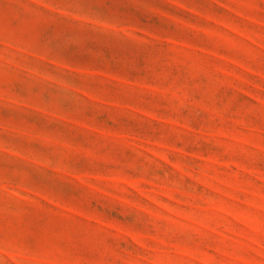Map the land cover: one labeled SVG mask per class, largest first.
I'll return each mask as SVG.
<instances>
[{"label": "rangeland", "instance_id": "obj_1", "mask_svg": "<svg viewBox=\"0 0 264 264\" xmlns=\"http://www.w3.org/2000/svg\"><path fill=\"white\" fill-rule=\"evenodd\" d=\"M0 264H264V0H0Z\"/></svg>", "mask_w": 264, "mask_h": 264}]
</instances>
